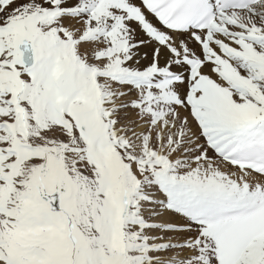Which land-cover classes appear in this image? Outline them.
<instances>
[{
	"label": "snow or ice",
	"instance_id": "snow-or-ice-1",
	"mask_svg": "<svg viewBox=\"0 0 264 264\" xmlns=\"http://www.w3.org/2000/svg\"><path fill=\"white\" fill-rule=\"evenodd\" d=\"M0 264H264V0H0Z\"/></svg>",
	"mask_w": 264,
	"mask_h": 264
}]
</instances>
